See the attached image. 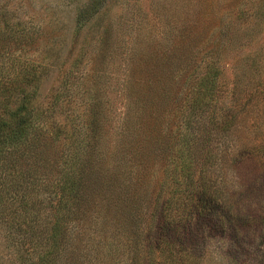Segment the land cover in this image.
<instances>
[{
    "label": "rangeland",
    "instance_id": "374dc122",
    "mask_svg": "<svg viewBox=\"0 0 264 264\" xmlns=\"http://www.w3.org/2000/svg\"><path fill=\"white\" fill-rule=\"evenodd\" d=\"M7 79L37 159L0 264H264V0H0ZM89 155L53 246L45 187Z\"/></svg>",
    "mask_w": 264,
    "mask_h": 264
},
{
    "label": "trees",
    "instance_id": "16d2710c",
    "mask_svg": "<svg viewBox=\"0 0 264 264\" xmlns=\"http://www.w3.org/2000/svg\"><path fill=\"white\" fill-rule=\"evenodd\" d=\"M28 72L29 71L27 69L20 70L18 71L17 75L25 76L29 74ZM12 85L13 84H11L10 80L7 79L6 82L1 83V91H7L9 89L8 86L11 87ZM17 91L22 94L18 95L16 98L17 101L15 100V109L9 108L11 105V103H9V101L11 102L9 97L0 99V108L4 107V109L0 112V201L14 200L13 193H20L21 202L18 203V205L23 209L24 212L27 213L31 207L29 202V197L31 198L29 182L32 181L29 179V169L24 170V168L20 166L16 173H14L12 168L8 169L12 166L13 162H16L15 159L19 164H22L24 162L28 163L29 160L26 159L29 158L32 161L30 163L31 167L33 166L32 164L34 159H37L34 154L31 153L32 156L29 155L33 150V147L29 145V143L32 144V142L29 141V138L32 139L33 136L29 135L35 133V130L30 123L32 115L25 112V109L29 107L30 94L25 91L24 87L21 86ZM39 136H36V141L38 140ZM84 149L82 148V151L81 148H79V151H77L76 154L80 153V151L84 154H89L87 149ZM89 157L90 155L87 157L85 156L80 160L72 161V163L69 164H61L58 170L60 177L55 175V181L51 182L50 185L45 187V198L53 203H55V198L52 197V195H54V188H57L60 193V197L57 199L59 207L53 208L56 217L50 218V220L53 221L51 222L52 226L50 227L53 246L64 233L63 226L65 221H69L67 219L70 218L69 212H71L70 210L72 209L73 205V195L75 197L79 196L78 188H81L82 180H84V178L87 179L88 174L91 173V170L93 169V167H91L89 164ZM73 188H76V193H73L71 196V190ZM88 201L89 198L86 196L85 202ZM64 207L69 208L64 211ZM34 214L35 218L37 219L38 212L35 211ZM53 254L54 252L52 250L49 254L41 255L40 263L44 264L45 261H50L48 256H51L52 258Z\"/></svg>",
    "mask_w": 264,
    "mask_h": 264
}]
</instances>
